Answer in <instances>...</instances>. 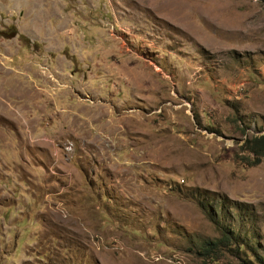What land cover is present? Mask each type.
Listing matches in <instances>:
<instances>
[{
	"label": "rangeland",
	"instance_id": "1",
	"mask_svg": "<svg viewBox=\"0 0 264 264\" xmlns=\"http://www.w3.org/2000/svg\"><path fill=\"white\" fill-rule=\"evenodd\" d=\"M168 1L0 0V264L264 258V0Z\"/></svg>",
	"mask_w": 264,
	"mask_h": 264
},
{
	"label": "trees",
	"instance_id": "2",
	"mask_svg": "<svg viewBox=\"0 0 264 264\" xmlns=\"http://www.w3.org/2000/svg\"><path fill=\"white\" fill-rule=\"evenodd\" d=\"M14 34H17L16 30L14 31ZM244 149L251 156L250 164H257L262 158H264V132L259 135H252L249 138L245 139ZM204 199L208 200L205 198V196ZM205 200L201 201L202 209H205L207 216L214 223L215 227L220 232V235L216 239L204 242L203 250L209 253H198L203 258V261L207 259H218V257L222 253L212 252L218 251L219 249H221V247H225L227 250L232 252L229 254L245 260L247 264H264V258L262 257V254L256 253L257 251L253 247L254 235L252 234V230L250 229L249 231H244L242 227L236 228V226L226 227L223 224L222 208L208 210L206 204L204 203ZM213 200L214 199H210V201ZM217 202H221V199H219V197L217 199ZM249 251L251 253L247 254L254 256V261L245 257L246 252Z\"/></svg>",
	"mask_w": 264,
	"mask_h": 264
},
{
	"label": "bare ground",
	"instance_id": "3",
	"mask_svg": "<svg viewBox=\"0 0 264 264\" xmlns=\"http://www.w3.org/2000/svg\"><path fill=\"white\" fill-rule=\"evenodd\" d=\"M169 1H170V0H169ZM169 1L167 2V5H168V6L171 5V3H170ZM168 3H169V4H168ZM175 7H176V6H175ZM178 10H179V9H178ZM171 16H173V14H172ZM176 17H177V16H176ZM178 19H179V17H178ZM175 20H176V19H175Z\"/></svg>",
	"mask_w": 264,
	"mask_h": 264
}]
</instances>
